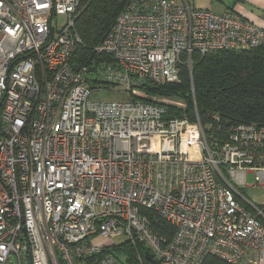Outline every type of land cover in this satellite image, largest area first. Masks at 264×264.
<instances>
[{
	"label": "built area",
	"instance_id": "obj_1",
	"mask_svg": "<svg viewBox=\"0 0 264 264\" xmlns=\"http://www.w3.org/2000/svg\"><path fill=\"white\" fill-rule=\"evenodd\" d=\"M80 9L0 0V264H264V204L241 192L264 185V126L205 125L193 86L194 119L136 94L192 75L194 56L264 47V29L131 0L81 65Z\"/></svg>",
	"mask_w": 264,
	"mask_h": 264
},
{
	"label": "trees",
	"instance_id": "obj_2",
	"mask_svg": "<svg viewBox=\"0 0 264 264\" xmlns=\"http://www.w3.org/2000/svg\"><path fill=\"white\" fill-rule=\"evenodd\" d=\"M130 1L81 0L82 7L75 26L86 47L78 50L77 63L82 65L89 60L94 48L103 41ZM192 86L198 114L205 125H211L213 116L217 115L223 124L257 123L264 126V47L249 52L222 51L203 57L194 56L192 75L185 66L179 82L152 89L150 94L186 98L189 102L187 110L171 108L170 112L194 119ZM128 252H133L130 247ZM206 264L228 263L208 257Z\"/></svg>",
	"mask_w": 264,
	"mask_h": 264
},
{
	"label": "crops",
	"instance_id": "obj_3",
	"mask_svg": "<svg viewBox=\"0 0 264 264\" xmlns=\"http://www.w3.org/2000/svg\"><path fill=\"white\" fill-rule=\"evenodd\" d=\"M197 9L225 13L233 10L264 29V0H188Z\"/></svg>",
	"mask_w": 264,
	"mask_h": 264
},
{
	"label": "rangeland",
	"instance_id": "obj_4",
	"mask_svg": "<svg viewBox=\"0 0 264 264\" xmlns=\"http://www.w3.org/2000/svg\"><path fill=\"white\" fill-rule=\"evenodd\" d=\"M82 7V5H81ZM54 23L58 25H65L66 24V17L65 16H58L55 20ZM137 95H141L144 98H154L156 100H159L166 105L170 106L171 108L175 110H187L188 109V101L186 98L181 97V96H159V95H152V94H147V93H139L136 92ZM100 99H106L110 101H119L123 100L126 98L122 94H116V93H110V92H104L100 95ZM98 99V98H97ZM248 185L252 186L254 185V176L253 175H248ZM241 192L243 195H245L246 198L251 200L254 204L261 206L264 204V185L258 186L256 188H248L244 187Z\"/></svg>",
	"mask_w": 264,
	"mask_h": 264
},
{
	"label": "water",
	"instance_id": "obj_5",
	"mask_svg": "<svg viewBox=\"0 0 264 264\" xmlns=\"http://www.w3.org/2000/svg\"><path fill=\"white\" fill-rule=\"evenodd\" d=\"M74 68L78 70L80 67L75 65ZM146 257H147V259L152 260V256L149 252H147Z\"/></svg>",
	"mask_w": 264,
	"mask_h": 264
}]
</instances>
